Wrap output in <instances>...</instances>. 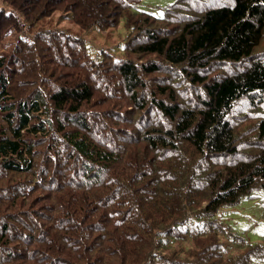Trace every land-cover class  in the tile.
<instances>
[{
	"label": "trees",
	"instance_id": "trees-1",
	"mask_svg": "<svg viewBox=\"0 0 264 264\" xmlns=\"http://www.w3.org/2000/svg\"><path fill=\"white\" fill-rule=\"evenodd\" d=\"M138 1L0 0V42L30 37L0 56V264L264 262L216 217L264 192V0ZM55 10L122 21L123 55L34 28ZM187 236L206 242L181 259Z\"/></svg>",
	"mask_w": 264,
	"mask_h": 264
},
{
	"label": "rangeland",
	"instance_id": "rangeland-1",
	"mask_svg": "<svg viewBox=\"0 0 264 264\" xmlns=\"http://www.w3.org/2000/svg\"><path fill=\"white\" fill-rule=\"evenodd\" d=\"M182 2L184 4L188 3V1ZM175 3V0H139L137 7L154 15L163 16L168 10L173 14L181 11ZM34 25H36L34 28L41 25L60 28L65 32L81 33L88 54L94 59H100L103 51L111 55L112 58L110 59L123 55L122 44L126 38L127 29L123 26L122 21L115 27L101 29L92 27L80 30L76 24L70 21L68 14L55 10L44 18L37 20ZM17 38L30 40V37L27 38L22 33L10 28L0 42V56L9 51ZM249 113L252 116V112L249 111ZM216 217L228 223L235 232L242 234L247 241L253 243L261 240L264 235V192L260 190L252 191L250 195L242 197L236 204L220 208L216 213ZM196 239L193 242L192 236L191 239L187 236L184 240H175L170 243V249H175L181 259H189L196 251V243L197 249L200 250L203 243L206 242L204 237H197ZM222 239L224 244L225 238L222 237ZM210 240H212L211 236H209L208 241Z\"/></svg>",
	"mask_w": 264,
	"mask_h": 264
}]
</instances>
